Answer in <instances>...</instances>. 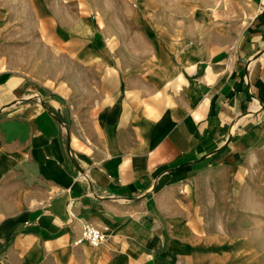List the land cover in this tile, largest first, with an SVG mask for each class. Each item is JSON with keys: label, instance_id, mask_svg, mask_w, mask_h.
Wrapping results in <instances>:
<instances>
[{"label": "crops", "instance_id": "1", "mask_svg": "<svg viewBox=\"0 0 264 264\" xmlns=\"http://www.w3.org/2000/svg\"><path fill=\"white\" fill-rule=\"evenodd\" d=\"M244 3L191 38L143 0H0V264H264V3Z\"/></svg>", "mask_w": 264, "mask_h": 264}, {"label": "rangeland", "instance_id": "2", "mask_svg": "<svg viewBox=\"0 0 264 264\" xmlns=\"http://www.w3.org/2000/svg\"><path fill=\"white\" fill-rule=\"evenodd\" d=\"M212 2L213 0H143L142 9L148 24L152 23L154 30L162 37L171 34L170 30L175 28L177 32L174 36L183 37L188 34L191 38H196L209 27L221 23L239 26L238 23L235 24L236 18L231 12L234 9L242 10L244 0H223L222 12L217 15H214ZM156 9L159 15L155 14Z\"/></svg>", "mask_w": 264, "mask_h": 264}, {"label": "built area", "instance_id": "3", "mask_svg": "<svg viewBox=\"0 0 264 264\" xmlns=\"http://www.w3.org/2000/svg\"><path fill=\"white\" fill-rule=\"evenodd\" d=\"M261 2L264 3V0H261ZM82 239L89 242L93 247H99L104 243L106 236L98 228L91 225H85Z\"/></svg>", "mask_w": 264, "mask_h": 264}]
</instances>
